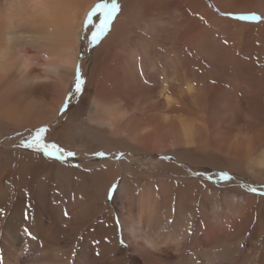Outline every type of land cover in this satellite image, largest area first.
<instances>
[{
	"label": "rangeland",
	"instance_id": "374dc122",
	"mask_svg": "<svg viewBox=\"0 0 264 264\" xmlns=\"http://www.w3.org/2000/svg\"><path fill=\"white\" fill-rule=\"evenodd\" d=\"M101 2L105 0L95 4ZM118 2L120 12L97 42L90 37L99 13L92 24L83 21L77 58L81 93L74 91V72L53 121L0 132V264H264V182L245 172L243 163L244 138L254 151L264 149V0ZM120 23L130 32L110 43L108 62L95 80L107 95L121 93L128 107L138 110L133 111L134 121L146 129L133 145L114 137L122 142L112 143L111 153L85 129L95 92L87 66L95 64V51ZM129 64L139 69L136 80L126 83L127 71L121 66L128 69ZM171 70L174 76L164 90L172 98L167 110L150 98ZM36 91L44 103L55 99L47 90ZM167 111L174 127L179 119L200 126L196 143L174 141V150L168 148L162 115ZM39 128L46 129L44 141L56 144L60 152L47 157L25 147ZM103 160L118 166L113 177L102 165L95 166ZM154 162L159 165L151 169ZM124 164L129 165L128 175L119 167ZM220 173L230 179L221 180ZM144 198L155 203L162 237L188 231L181 259L174 251L176 241L173 251L150 256L126 239V218L149 211L147 206L138 209ZM178 219L184 222L180 227ZM219 229L250 232L241 242L205 251L204 232ZM203 250L208 260L202 259Z\"/></svg>",
	"mask_w": 264,
	"mask_h": 264
},
{
	"label": "bare ground",
	"instance_id": "6f19581e",
	"mask_svg": "<svg viewBox=\"0 0 264 264\" xmlns=\"http://www.w3.org/2000/svg\"><path fill=\"white\" fill-rule=\"evenodd\" d=\"M96 1L97 0H0V132L8 129L9 131H14L38 126L43 123L51 122L57 117L77 66L79 40L83 21L90 7L93 6ZM138 4L139 2H136V4L133 3L132 6L136 5L134 8H137ZM113 29L115 31L110 34L106 43L102 44L99 49L97 48L98 50L95 51V64L91 67L85 64L95 88L85 118V129L97 143L103 145L105 150L111 153H115V150L113 152L110 145L112 143L122 142L118 139L116 140L114 137H118L123 141L127 140L129 144L133 145L132 143H137L138 136L141 135L140 132L146 129L143 125L134 121L133 111L136 110L138 112V110L133 106V108L130 106L129 108L124 101L125 99H122L124 97H121V93L114 92L113 94L107 95L104 86L100 85L97 80H95V76H100L101 68L108 62L109 54L107 48L111 46L110 43L113 42V40L117 41V39H121L124 36V32H130V30H126L121 23L119 25L116 24ZM145 47L146 44H142L140 40L141 50L145 51V49H147ZM99 53L102 58L99 57ZM33 54L37 55L39 58H36ZM100 59L103 60L104 64L99 65ZM131 60L135 62V57L133 56ZM124 66H126V64ZM136 67L134 64H129L128 69L121 66L125 72L127 71L126 77L123 78L124 82L131 83L132 80H136L135 71L139 69V66L137 69ZM119 72L120 71H118V74ZM169 73L170 75L166 76L161 72L163 76L161 77V81L158 82L160 83L159 85H161V90L157 94H154L153 98H150L151 100H156V102L161 103L167 110L172 108V98L170 99L169 96L165 95L164 90L169 86L173 70ZM116 80L118 83V79ZM38 89H42V92L47 90L55 99L48 103L40 101L41 98L37 95L36 91ZM187 90L192 91V88L188 85ZM138 108L140 110V107ZM143 110L144 109H142V111ZM162 115H164L163 121L166 124L165 126L166 128L168 127L169 141L167 145L169 149L171 148L174 150V141L183 146H190L197 142L195 137L196 134L198 135L199 133L198 130H200L198 124L187 119H179L175 121L174 127V118L171 116V112H163ZM175 144L177 145V143ZM243 144V156L245 158V162L243 163H245V172L253 176V179L264 182V149H261L259 152L254 151L251 142L248 141L247 138H244ZM108 161L109 160H103V162H99L95 164V166L102 165L105 167L104 169H106V174L109 177H113L118 171V166L108 163ZM158 165L159 162H154L151 164L150 168H155ZM102 166L101 168H103ZM119 167H122V171L127 175L130 172L129 165L127 164L123 166L119 165ZM152 204L155 206V203L150 201L149 198L142 199L138 203V209L142 210L147 206L149 211H139L129 218H126V221L123 222L126 239L130 242V245L144 249L146 254L150 256L154 253L158 255L160 252L168 253V251H173L174 247H172L171 244L176 241V249L174 251L178 253V256L181 253V257H183L181 250L184 245L182 241L188 231L182 232L180 236H178L177 232H175V236L173 232H170L169 236L162 237L158 231L159 226H156L160 219L156 215V207L153 209ZM177 223L179 226L180 223L184 222L178 219ZM224 229H219L218 232L211 231L210 233L209 230H206L204 232L202 248L205 250L208 248L226 247L225 245H228V243L234 241L241 242V236H245L250 232L249 230L238 232L236 230L233 231V229ZM233 235H235V237ZM247 241L248 240L245 239L241 247ZM250 243L252 242H249V244ZM257 244H259V242H257ZM204 250L201 253V257L203 260H208L207 258L209 257L207 253H204ZM237 251H235V253L238 254ZM16 257L17 256H15V262L17 261ZM181 257L179 256L178 259H181ZM197 260L200 261L198 257ZM10 262H7V264H10ZM208 262L211 261L209 260ZM229 263L231 264L232 262L229 261Z\"/></svg>",
	"mask_w": 264,
	"mask_h": 264
},
{
	"label": "snow or ice",
	"instance_id": "6c2138e0",
	"mask_svg": "<svg viewBox=\"0 0 264 264\" xmlns=\"http://www.w3.org/2000/svg\"><path fill=\"white\" fill-rule=\"evenodd\" d=\"M121 10V5L118 0H105V2L97 3L87 14L85 18V24H92V17L99 13V23L92 24L91 30V42L95 43L104 35H106L111 28L112 22L116 18L117 14ZM241 19H247V17H241ZM252 19H256L255 16ZM82 78L80 68L77 66L75 71V85L74 91L76 94H80L82 91ZM46 131L45 128H39L34 134L25 142V147L34 148L37 152L43 153L47 157H52L53 151L60 152L61 150L54 143H46L43 138V134ZM72 155V153H68ZM221 180H228L230 177L226 173H220ZM249 191L256 192L255 188H250Z\"/></svg>",
	"mask_w": 264,
	"mask_h": 264
},
{
	"label": "trees",
	"instance_id": "16d2710c",
	"mask_svg": "<svg viewBox=\"0 0 264 264\" xmlns=\"http://www.w3.org/2000/svg\"><path fill=\"white\" fill-rule=\"evenodd\" d=\"M80 55V54H79Z\"/></svg>",
	"mask_w": 264,
	"mask_h": 264
}]
</instances>
